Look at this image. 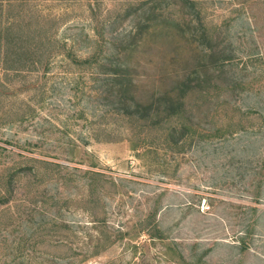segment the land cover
Returning <instances> with one entry per match:
<instances>
[{
	"label": "rangeland",
	"instance_id": "374dc122",
	"mask_svg": "<svg viewBox=\"0 0 264 264\" xmlns=\"http://www.w3.org/2000/svg\"><path fill=\"white\" fill-rule=\"evenodd\" d=\"M0 264H264V0H0Z\"/></svg>",
	"mask_w": 264,
	"mask_h": 264
},
{
	"label": "trees",
	"instance_id": "16d2710c",
	"mask_svg": "<svg viewBox=\"0 0 264 264\" xmlns=\"http://www.w3.org/2000/svg\"><path fill=\"white\" fill-rule=\"evenodd\" d=\"M144 14H147L144 18L147 26L146 29L149 31L150 28L154 27L153 29L155 30L152 31L154 33L150 31L151 36L158 33V31L162 29L163 30L166 29V27L169 28L163 22L160 24H156L153 22L149 23L150 21H152V19L149 18L148 13H144ZM159 27H162V29L158 30ZM164 34L167 33L164 31L160 32L159 36ZM21 42L19 43L18 48L20 50L26 49L29 51L32 45L30 44L22 45ZM6 48L8 50L7 52L12 50V46L10 47V43ZM15 50H18L16 46H15ZM5 61L6 63H4ZM16 61L20 65H23V63L25 62L22 60L21 55L15 54V56H12V59L11 57L4 59L3 63L5 65V68H12L13 63ZM125 66L127 65H123L124 69H126L127 72L120 71V72H112V73H100L101 75L100 80L102 82V85H109L107 90L108 91L107 96L108 98L114 99V101L112 102L114 104H117V106H119L115 110L116 113L119 114L120 116H125L129 118L131 116H139L140 114H142V118H146V117L148 118L149 116L152 120L155 121L156 120L155 117L158 116V114L161 111V107L164 106L166 119L173 118L176 115H178L179 112L181 111L182 107L184 106L183 102L186 96L188 95V93L196 89L193 87V85H191L193 82L192 76L195 74V72L189 71L184 73L183 76L184 78L181 79L177 78L176 86L170 91L166 92L164 95L159 94L160 91L157 92L158 95L154 100L155 103H149L148 105L143 106L142 103L134 96V90L136 84L135 81L133 80L131 72L128 70V67ZM186 70H188V68H186Z\"/></svg>",
	"mask_w": 264,
	"mask_h": 264
}]
</instances>
